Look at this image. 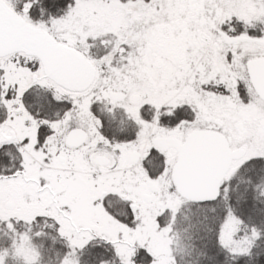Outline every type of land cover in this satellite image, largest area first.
Returning a JSON list of instances; mask_svg holds the SVG:
<instances>
[{
	"label": "snow or ice",
	"instance_id": "obj_1",
	"mask_svg": "<svg viewBox=\"0 0 264 264\" xmlns=\"http://www.w3.org/2000/svg\"><path fill=\"white\" fill-rule=\"evenodd\" d=\"M0 264H264V0H0Z\"/></svg>",
	"mask_w": 264,
	"mask_h": 264
}]
</instances>
